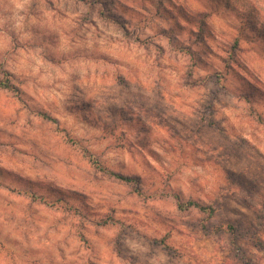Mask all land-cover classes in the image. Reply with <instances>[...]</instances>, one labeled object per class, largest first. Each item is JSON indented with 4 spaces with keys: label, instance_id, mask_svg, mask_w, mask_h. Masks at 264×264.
<instances>
[{
    "label": "rangeland",
    "instance_id": "1",
    "mask_svg": "<svg viewBox=\"0 0 264 264\" xmlns=\"http://www.w3.org/2000/svg\"><path fill=\"white\" fill-rule=\"evenodd\" d=\"M258 116L264 0H0V264H264Z\"/></svg>",
    "mask_w": 264,
    "mask_h": 264
},
{
    "label": "trees",
    "instance_id": "2",
    "mask_svg": "<svg viewBox=\"0 0 264 264\" xmlns=\"http://www.w3.org/2000/svg\"><path fill=\"white\" fill-rule=\"evenodd\" d=\"M6 88L12 89L14 88L12 85H10L9 83H7ZM258 120L264 124V117L262 116H258ZM93 163L95 164L96 168L99 169V171H101L104 174H107L110 177H114L117 178L119 180L125 181V182H135L137 181V178L135 177H129V176H124L122 174L116 173L114 171H112L111 169H109L108 167L102 165L100 162H98L97 160H94ZM176 200H177V206L178 209L181 211H188L190 209H197L201 212L207 213L210 217H213L215 215V209L208 206V205H203L200 202L194 201V200H188V201H183L181 200V198L179 196H176ZM221 231H232L234 233V227H214L212 229V232L215 233H219ZM234 249L237 251V253L241 254L242 256V249L236 245L234 243Z\"/></svg>",
    "mask_w": 264,
    "mask_h": 264
}]
</instances>
